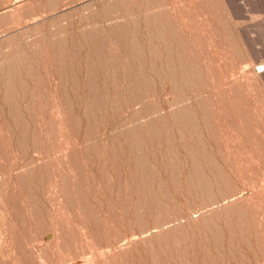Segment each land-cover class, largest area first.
I'll return each instance as SVG.
<instances>
[{
    "label": "rangeland",
    "instance_id": "1",
    "mask_svg": "<svg viewBox=\"0 0 264 264\" xmlns=\"http://www.w3.org/2000/svg\"><path fill=\"white\" fill-rule=\"evenodd\" d=\"M146 17L154 18L163 29H173L176 40L168 39L169 52L161 42L144 35ZM134 20L139 23L135 52L115 36ZM95 31L104 69L98 66L102 57L94 54L93 41L84 37ZM70 40L76 44L68 46V53L70 58L78 54L77 61L58 63L55 45ZM94 94L99 105L90 107ZM88 108L98 111L96 116L86 115ZM184 110L192 113L195 128L184 129L171 120L175 111ZM157 117L162 121L170 118L166 123L171 137L168 133L167 140L160 139L163 143L159 139L157 143L149 131ZM133 127H139L140 137L150 149L144 145L141 152L155 151L159 156V162H149L154 166L155 176L151 177L156 179L150 182L155 183L152 188L160 181L167 187L166 197H172L166 199L167 215L158 223L152 217L151 204L145 210L140 205L146 202L136 203L137 212L151 210L148 215L156 221L143 214L146 223L140 220L142 226L136 222V211L131 210L138 189L132 176L136 174L134 155L125 145V135ZM195 139L198 142L192 141ZM167 144L175 160L160 159ZM187 144L197 153L204 151V158L198 153L200 163L212 159L211 165L203 166L206 178L220 183L215 186L213 182L211 199L202 198L196 188L193 193L189 186L198 174L195 176L185 148L183 152L182 145ZM169 162L179 163L174 171L169 170ZM171 174L179 178L172 179L174 183H170ZM130 187L133 189L128 190ZM125 204L132 205L130 211ZM235 210L243 213L238 217L241 221L235 218ZM230 213L233 217H225ZM212 221L220 234L213 231ZM165 227L170 233L180 229V238L184 235L181 251L178 245L173 250L175 233L168 235ZM161 237L167 240L162 238L159 243ZM167 250L174 251L171 257ZM181 252L183 256H174ZM153 262L264 264V0H0V264Z\"/></svg>",
    "mask_w": 264,
    "mask_h": 264
},
{
    "label": "bare ground",
    "instance_id": "2",
    "mask_svg": "<svg viewBox=\"0 0 264 264\" xmlns=\"http://www.w3.org/2000/svg\"><path fill=\"white\" fill-rule=\"evenodd\" d=\"M144 22L146 23V24H144L145 25V27H144V35H146L147 37H149L150 39H154V40H156V41H159V42H161V44L163 45V49L165 50V52H169V47H168V45H167V42H168V39L169 40H171V39H174V40H176L175 39V36H174V34H172L173 32H172V28H164L163 29V27H162V25H159L158 26V21L156 22V20L154 19V18H144ZM148 23V24H147ZM138 20H134V21H132V23H131V25L129 24V25H124V26H122L119 30H118V32L115 34V36L117 37V39H119L120 41H122V42H124L127 46H129L130 47V49L132 50V51H137L138 50V42H137V35H136V33L137 32H139V31H137V29H138ZM97 31H95V32H93V33H91V35L89 34V35H85L84 37H86L85 39L87 40V42H89L90 43V41H93V45H92V50H93V52H94V54H98L100 57H102V53L99 51V49L97 50V45L98 44H96V42H95V37H96V33ZM76 44V42H73V41H69V42H63V43H57L56 45H55V60L58 62V63H60V62H63V60H67V59H70V61L71 62H73L72 64H74V62H76L77 61V59H78V54H76L77 55V57H71L70 58V55H69V53H68V46H70V44ZM104 44V43H103ZM102 44V45H103ZM106 45V44H105ZM104 45V46H105ZM100 46V45H99ZM99 48V47H98ZM102 49V48H101ZM113 49V48H112ZM154 49V48H153ZM113 53V52H112ZM132 54V53H131ZM98 56V57H99ZM105 57V56H104ZM74 58L76 59V60H74ZM100 59V58H99ZM98 59V60H99ZM173 65H174V63H173ZM98 66H100V69L101 68H105V62H104V58L102 57L101 59H100V61H99V64H98ZM103 68V69H104ZM129 71H130V69H129ZM133 71V70H132ZM184 71V70H183ZM186 71V70H185ZM136 72H138V69L136 70ZM131 73V72H130ZM136 74V73H135ZM174 74V73H173ZM184 74V73H183ZM185 74H186V72H185ZM105 75V74H104ZM181 75H182V73H181ZM180 75V76H181ZM110 77V76H109ZM172 78V77H171ZM78 79V78H77ZM139 79L141 80V81H144L145 80V78H143V76H140L139 77ZM174 79H175V77H174ZM120 80V79H119ZM176 80V79H175ZM167 81H169V80H167ZM174 82V81H173ZM179 82V81H178ZM189 82H191V81H189ZM188 82V84H190ZM177 85H179L180 86V84H177ZM182 86V85H181ZM181 86H180V88H181ZM183 86H184V84H183ZM152 87V86H151ZM161 88V87H160ZM167 88V87H166ZM189 88H190V86H189ZM159 89V88H158ZM117 90V89H116ZM68 91V90H67ZM164 91V90H163ZM187 91V90H186ZM141 92H142V90H141ZM108 93V92H107ZM139 93V92H138ZM157 93H158V91H157ZM177 93V92H176ZM188 93V92H187ZM171 94V93H170ZM78 95V94H77ZM184 95V94H183ZM187 95V94H186ZM28 96V95H27ZM138 96H139V94H138ZM89 97V96H88ZM85 98V97H84ZM157 98V97H156ZM30 99V98H29ZM97 99V97H96V95L94 94L93 96H92V98L90 99V101H89V106L91 107L92 105H94V106H96V105H99V103H98V101L96 100ZM58 100V99H57ZM157 100V99H156ZM186 100V99H185ZM102 101V100H101ZM116 102V101H115ZM126 102H128V101H126ZM156 102V101H155ZM62 103V102H61ZM28 104V103H27ZM125 104H127V103H125ZM124 104V105H125ZM107 105V104H106ZM200 105V104H199ZM201 105H203L202 103H201ZM115 106V105H114ZM146 106V105H145ZM158 106V105H157ZM25 107V106H24ZM150 107V106H149ZM195 107V106H194ZM155 108V107H154ZM191 108V107H190ZM198 108V107H197ZM204 108V107H203ZM15 109V108H14ZM87 109V108H86ZM110 109V108H109ZM114 109V108H113ZM124 109V108H123ZM153 109V108H152ZM206 109V108H205ZM10 110H12V109H10ZM16 110V109H15ZM15 110H13L14 112H15ZM17 110H19V109H17ZM151 110V109H150ZM181 110V109H180ZM187 110V109H186ZM186 110H184V111H182V112H177L176 113V111L174 112V114L172 115V119L171 120H173V122H174V124H176L177 126H182V128H184V129H192V127H193V124L195 123L194 121H195V119H194V117L191 115L192 113H189V112H187ZM193 110V109H192ZM200 110V109H199ZM21 111V110H20ZM100 111H101V108H100ZM99 111V112H100ZM143 111V110H142ZM149 111V110H148ZM190 111V110H189ZM200 111H202V109L200 110ZM203 111H205V110H203ZM13 112V113H14ZM67 112V111H66ZM98 111H95L94 110V108L92 109V108H88V110L86 111V115L88 114V116L90 117V118H92L94 115H95V113H97ZM103 112V111H102ZM7 113V112H6ZM79 113H80V111H79ZM201 113V112H200ZM206 113V112H205ZM204 114V113H203ZM14 115V114H13ZM19 115V114H18ZM18 115H15V117L16 116H18ZM75 115V114H74ZM101 115H103V114H101ZM110 115V114H109ZM208 115V113L206 114V116ZM77 116H78V114H77ZM84 116V115H83ZM96 116V115H95ZM156 116V115H155ZM167 116V115H166ZM203 116V115H202ZM24 117V116H23ZM72 117H74V116H72ZM80 117V116H79ZM86 117V116H85ZM100 117V116H99ZM170 117V116H169ZM4 118V117H3ZM11 118V117H10ZM103 118V117H102ZM101 118V119H102ZM159 118H161V117H157V119H156V121H154L152 118V120H153V122L152 121H150V122H152L150 125H149V131H150V134L151 133H153L154 134V137L155 138H157L156 139V141H158V139H159V141L161 142V140L160 139H165V140H167V136H168V133H169V125H167V121H169V119L171 118H169L167 121H162L163 119H159ZM17 118H15V120H16ZM19 119V118H18ZM24 119H25V117H24ZM85 119V124H87L88 125V122L86 121L87 119L86 118H84ZM99 119V118H98ZM107 119V118H106ZM127 119V118H126ZM144 119V118H143ZM148 119V118H147ZM167 119V118H166ZM204 119H207V118H204ZM8 120V119H7ZM71 120H73V118L71 119ZM118 120V119H117ZM197 120V119H196ZM22 121V120H21ZM25 121V120H24ZM23 121V122H24ZM77 121H78V119H77ZM94 121V120H93ZM101 121V120H100ZM135 121V120H134ZM134 121H132V122H134ZM3 122V121H2ZM29 122V121H28ZM73 122H74V120H73ZM101 122H103V121H101ZM100 122V123H101ZM137 122V121H136ZM30 123V122H29ZM89 123H90V121H89ZM94 123V122H93ZM8 123H6V125H7ZM21 124V123H20ZM32 124V123H31ZM76 124V123H75ZM74 123H73V125H75ZM98 124V123H97ZM108 124V123H107ZM171 124V123H170ZM17 125V124H16ZM70 125V124H69ZM77 125V124H76ZM172 125V124H171ZM176 125H172L173 127L175 126V128H178ZM93 126V125H92ZM10 127V126H9ZM86 127V126H85ZM94 127V126H93ZM97 127V126H96ZM100 127V126H99ZM127 127V126H126ZM27 128H29V127H27ZM77 128V127H76ZM134 128V127H133ZM139 128V127H138ZM137 127L136 128H134L133 129V131H130V132H128V133H126V135H125V143H123V141H122V143H123V145L125 144V145H127V147L130 149V150H128L127 149V147L125 148V149H127L129 152H132L133 153V155H131V157H130V159H132V156L134 157L133 158V163H132V166H133V168L135 169V171L133 172V173H136V174H133L132 176H134V179H135V181H136V184H137V192H135V193H137V195H135V198L136 199H134L135 200V203H134V200H133V203H132V207H135V209L134 208H131V206H130V208H131V210L133 209V211H136V212H134L135 214V216L134 217H136L139 221L141 220L142 221V219H143V217H144V215L143 214H145V213H140V212H142V210L140 211L139 209H138V211H140V212H137V210H136V203L138 204H141L143 201L144 202H146L147 204L149 203V204H151L152 206H151V208L152 209H154L153 211H152V217L154 218V219H157V222L155 221V220H153L152 219V217H151V219L153 220V222L155 221L156 223H158V219H160V217L162 218V216H163V214L165 215V207L168 205V203L166 204V199H168L170 196H171V194H170V192L169 191H167V192H169V197H166V196H168V195H165L166 194V191L164 190V188H166L167 189V187L165 186L164 188L162 187V185L161 184H159V182L156 184V186H155V188H152V186L154 187V185H155V183H154V185L153 184H151L150 182H153L152 181V179L154 180V182L156 181V179L153 177H151V175H152V172H153V169L152 168H154V166L151 168V165H149V162H150V160H151V162H152V159H157L158 157L156 156V155H154V153H155V151H154V153H149L148 155H146L147 153H142L141 152V150L143 149V147H144V145H146V141L144 142V140H142V136L140 135V134H142L141 132L142 131H140L139 129H138ZM147 128H148V126H147ZM146 128V129H147ZM193 128H195V126L193 127ZM15 129H16V127H15ZM22 129V128H21ZM71 129V128H70ZM144 129H145V127H144ZM23 130V129H22ZM21 130V131H22ZM72 130V129H71ZM79 130V129H78ZM87 130V129H86ZM94 130V129H93ZM96 130V129H95ZM178 130H181V128L179 129L178 128ZM197 130V129H196ZM12 131V130H11ZM80 131V130H79ZM85 131V130H84ZM189 131H191V130H189ZM188 131V132H189ZM74 132V131H73ZM146 132H148V130L146 131ZM170 132H171V130H170ZM182 132V131H181ZM187 132V131H186ZM195 132V131H194ZM193 132V133H194ZM208 132H210V129L208 130ZM13 133V132H12ZM23 133V132H22ZM27 133V132H26ZM71 133V132H70ZM80 133V132H79ZM89 133V132H88ZM145 133V132H144ZM190 133H192V132H190ZM192 133V134H193ZM16 134V133H15ZM24 134V133H23ZM118 134V133H117ZM125 134V133H124ZM123 134V135H124ZM173 134H174V132H173ZM183 134V133H182ZM181 134V135H182ZM209 134V133H208ZM79 135V134H78ZM83 135V134H82ZM169 135H170V133H169ZM180 135V137L181 138H179L178 140H180V139H182V136L184 137V135L185 134H183L182 136ZM23 136V135H22ZM34 136V135H33ZM86 136V135H85ZM141 136V137H140ZM151 136H153V135H151ZM188 136H189V134H188ZM190 136H192L193 137V135H191L190 134ZM197 136V135H196ZM202 136V135H201ZM121 137V136H120ZM120 137H118L119 139H120ZM170 137H171V135H170ZM22 138V137H21ZM23 138H24V136H23ZM26 138V137H25ZM80 138V137H79ZM90 138V137H89ZM114 138V137H113ZM177 138V137H176ZM189 138V137H188ZM187 138V139H188ZM194 138H195V136H194ZM193 138V139H194ZM28 139V138H27ZM98 139V138H97ZM121 139H123V137L121 138ZM190 140H191V137L189 138ZM196 139H198V138H196ZM192 140V141H197L198 142V140ZM16 140H18V139H16ZM25 140V139H24ZM116 140H118V139H116ZM146 140V139H145ZM183 140H184V138H183ZM182 140V142L184 143V141ZM189 140V141H190ZM22 141V140H21ZM27 141V140H26ZM119 141H121V140H119ZM148 141V140H147ZM157 142V143H160V142ZM186 141V140H185ZM33 142V141H32ZM92 142V141H91ZM95 142V141H94ZM98 142V141H97ZM113 142V141H112ZM152 142H155V141H152ZM151 142V143H152ZM187 142V141H186ZM120 143V142H119ZM121 143V144H122ZM161 143H163V142H161ZM166 143H170V141H166ZM166 143H164V144H166ZM178 143V142H177ZM181 143V142H180ZM188 143V142H187ZM17 144V143H16ZM88 144V143H87ZM113 144V143H112ZM172 144V143H171ZM185 144V143H184ZM183 144V145H184ZM189 145H191L190 143H188ZM186 145V147H184L183 145H182V148H183V152H184V148H185V152L189 155V157L187 156V158H190L189 159V161H190V163L189 164H191L190 166H192V168L194 169V170H196V172L197 173H195V176H196V174H198L196 177H197V179L195 178L194 180L195 181H193L192 183H191V181H189L190 183H191V185H190V183H189V186H191L190 188L192 189V191L193 190H196V189H198V190H200V192H201V194L203 195V197L202 198H205L206 197V199L207 198H209L210 197V199H211V197H213L211 194H212V192H211V187H212V184H213V182L215 183L214 185L216 186V184H218V181H217V183L214 181L215 179L214 178H212V179H214L213 181H212V179L209 177V179H207L206 178V173H204V170H203V166H205L206 164V167L207 166H209V164L211 165V161H212V159H211V161H209V160H207V159H205V164L203 163H200L201 161H199L198 160V158H199V155H198V153L201 155L202 154V152H204L203 150H202V152L200 153V152H196L195 150V147H192V148H194V149H190L191 147H189V145ZM92 145V144H91ZM94 145V144H93ZM98 145H99V143H98ZM160 145V144H159ZM32 146L34 147V145L32 144ZM122 146V145H121ZM147 146V145H146ZM155 146H156V144H155ZM158 146V145H157ZM167 146H169V148H168V150L166 149V151L164 150V149H162V150H164L165 152L163 153L162 152V154L160 155V159L161 158H164V157H168L169 159L170 158H172V159H176V158H173V156H175L174 154H173V150L172 149H170L171 148V146L170 145H168L167 144ZM180 146V145H179ZM193 146H194V144H193ZM204 146V145H203ZM96 147V146H95ZM120 147V146H119ZM124 147V146H123ZM150 147H151V145H150ZM161 147V146H160ZM206 147V146H205ZM24 148V147H23ZM86 148V147H85ZM114 148V147H113ZM122 148V147H121ZM146 148V147H145ZM144 148V149H145ZM166 148V147H165ZM173 148V147H172ZM34 149V148H33ZM97 149V148H96ZM147 149H148V146H147ZM146 149V150H147ZM180 149V148H179ZM22 150H25V149H22ZM94 150V149H93ZM100 150V149H99ZM120 150V149H119ZM127 150H125V152L127 151ZM150 149H148V151H149ZM154 150V149H153ZM171 150H172V152H171ZM194 150V151H193ZM200 150V149H199ZM147 151V152H148ZM161 151V150H160ZM174 151H175V149H174ZM206 151V150H205ZM89 152V151H88ZM91 152H93V151H91ZM105 152V151H104ZM114 152H116V151H114ZM129 152L127 153V155H129ZM144 152V151H143ZM21 153V152H20ZM24 153V152H23ZM94 153V152H93ZM111 153V152H110ZM113 153V152H112ZM157 154H158V152H156ZM175 153V152H174ZM177 153V152H176ZM175 153V154H176ZM206 153V152H205ZM71 154V153H70ZM69 154V155H70ZM96 154H99V153H96ZM107 154V153H106ZM129 155V156H130ZM177 155V154H176ZM183 155H184V153H183ZM198 155V156H197ZM75 156V155H74ZM99 157H100V154L98 155ZM117 156V155H116ZM170 156H172V157H170ZM202 156V155H201ZM69 157V156H68ZM87 157H88V155H87ZM94 157V156H93ZM125 157H127V156H125ZM198 157V158H197ZM203 157V156H202ZM206 157V156H205ZM97 159H98V157H96ZM95 158V159H96ZM121 158H123V157H121ZM186 158V157H185ZM204 158V157H203ZM203 158H202V160H203ZM213 158V157H212ZM72 159V158H71ZM74 159H75V157H74ZM101 159H102V157H101ZM128 159H129V157H128ZM128 159H127V162H128ZM169 159H168V161H169ZM210 159V158H209ZM120 160V159H119ZM162 160H164V159H162ZM173 160V161H174ZM182 160V159H181ZM186 160V159H185ZM74 161V160H73ZM121 161V160H120ZM123 161V160H122ZM157 161H158V159H157ZM177 161V160H176ZM179 161V160H178ZM69 162V161H68ZM77 162V161H76ZM97 162V161H96ZM114 162V161H113ZM150 162V163H151ZM159 162V161H158ZM162 162V161H161ZM166 162V161H165ZM180 162V161H179ZM203 162V161H202ZM123 163H125V162H123ZM131 163V162H130ZM129 163V164H130ZM152 163H154V162H152ZM156 163V162H155ZM164 162H162V164H163ZM168 163V162H167ZM170 163V165H169V167L171 168V169H169V170H173L174 169V165H176V163L174 162V165H173V162H169ZM93 164V163H92ZM96 164V163H95ZM166 164V163H165ZM179 163H177V165H178ZM73 165V164H72ZM122 165V164H121ZM125 165V164H124ZM123 165V166H124ZM131 165V164H130ZM164 165V164H163ZM167 165V164H166ZM176 165V166H177ZM75 166V165H74ZM122 166V167H123ZM129 166V165H128ZM128 166H125L126 168H128V170H129V168H131V166L130 167H128ZM214 166V165H213ZM70 167V166H69ZM80 167V166H79ZM110 167V166H109ZM165 167V166H164ZM78 168V167H77ZM132 168V169H133ZM176 168V167H175ZM104 169V168H103ZM118 169V168H117ZM124 169V168H123ZM133 169V170H134ZM192 169V170H193ZM207 169V168H206ZM76 170V169H75ZM74 170V171H75ZM78 170V169H77ZM213 170V169H212ZM102 171V170H101ZM127 171V170H126ZM158 171V170H157ZM174 171V170H173ZM173 171H172V174H173ZM182 171V170H181ZM75 172H77V171H75ZM167 172V171H166ZM179 172V171H178ZM217 172V171H216ZM222 172V171H221ZM170 173H171V171H170ZM208 173V172H207ZM157 174V173H156ZM172 174H171V176H169V178L170 177H173L172 176ZM177 174V173H176ZM136 176V177H135ZM152 176H155V174H153ZM162 176V175H161ZM164 176V175H163ZM194 176V175H193ZM120 177V176H119ZM118 177V178H119ZM208 177V176H207ZM223 177V176H222ZM156 178H159L158 176L156 177ZM175 178H176V176H175ZM181 178V177H180ZM224 178V177H223ZM111 179V178H110ZM117 179V178H116ZM129 179V178H128ZM133 179V178H132ZM132 179H130L129 180V182L132 180ZM133 179V180H134ZM167 179V178H166ZM171 180H170V183H172L174 180H176L177 181V179H179V178H176V179H174V177L173 178H170ZM172 179H173V181H172ZM188 179V178H187ZM210 179H211V181H210ZM105 180H106V178H105ZM117 180H119V179H117ZM121 180V179H120ZM119 180V181H120ZM123 180H126V179H123ZM132 180V181H133ZM158 180H160V178L158 179ZM163 180V179H162ZM161 180V181H162ZM190 180H191V178H190ZM217 180H219V182L220 181H222V178H217ZM110 181V180H109ZM109 181L107 182V183H109ZM113 181V180H112ZM122 181V180H121ZM172 181V182H171ZM176 181H174V182H176ZM127 182V181H126ZM173 182V183H174ZM185 182V181H184ZM132 183V182H131ZM162 183V182H161ZM104 184V183H103ZM125 185H127V184H129V183H124ZM132 184H134V183H132ZM162 184H164V183H162ZM220 184V183H219ZM218 184V185H219ZM222 184V183H221ZM113 185V184H112ZM125 185H122L123 187H125ZM129 185H131V184H129ZM152 185V186H151ZM172 185H175V184H172ZM177 185V184H176ZM188 185V184H187ZM187 185H185L186 187H187ZM224 185V184H223ZM134 186V185H133ZM164 186V185H163ZM178 186V185H177ZM184 186V187H185ZM106 187V186H105ZM108 188H110L109 186H107ZM117 187V186H116ZM107 188V189H108ZM112 188V187H111ZM129 188V187H128ZM169 188V187H168ZM172 188V187H171ZM173 188H175L174 186H173ZM190 188H188V189H190ZM193 188H196V189H193ZM218 188H220L219 186H218ZM124 189V188H123ZM131 189H133V188H131L130 187V189H128V190H131ZM191 189H190V191H191ZM125 190V189H124ZM127 190V191H128ZM170 190V189H169ZM127 191H125V192H127ZM177 191V190H176ZM185 191H186V189H185ZM188 192H190L189 190H187ZM129 192V191H128ZM134 192H131V193H134ZM186 193V194H188L189 195V193ZM199 192V193H200ZM225 192V191H224ZM176 193V192H175ZM193 193H195V191H193ZM196 193H197V191H196ZM117 194V193H116ZM177 194V193H176ZM79 195V194H78ZM118 195V194H117ZM129 195V194H128ZM191 195H193L192 193H191ZM201 195V196H202ZM226 195V194H225ZM224 195V196H225ZM72 196V195H71ZM113 196V195H112ZM130 196H132V195H129V197ZM190 196V195H189ZM200 196V197H201ZM79 197V196H78ZM83 197V196H82ZM123 197V196H122ZM126 197V199H127V197L128 196H124V198ZM128 197V198H129ZM76 198V197H75ZM132 197H130V199H131ZM171 199H172V197H170ZM170 198H169V200H170ZM192 198H193V196H192ZM195 198V197H194ZM193 198V199H194ZM77 199V198H76ZM76 199H75V201H76ZM85 199V198H84ZM88 199V198H87ZM197 199V198H196ZM200 199V198H199ZM72 200V199H71ZM86 200V199H85ZM84 200V201H85ZM128 200V199H127ZM126 200V201H127ZM204 200V199H203ZM209 200V199H208ZM74 201V200H73ZM74 201V202H75ZM79 201V200H78ZM82 201V200H81ZM122 201V200H121ZM120 201V202H121ZM124 202H125V200H123ZM129 201H127V202H129ZM180 201H181V198H180ZM71 202V201H70ZM77 202V201H76ZM119 202V201H118ZM124 202L123 203H121L120 205L122 206V204H124ZM126 202V203H127ZM141 202V203H140ZM172 202H175V201H173L172 200ZM171 201H170V203L171 204H173ZM182 202V201H181ZM191 202H192V199H191ZM209 202H213V200L212 201H209ZM69 203V202H68ZM81 203V202H80ZM79 203V204H80ZM84 203V202H83ZM178 203H179V201H178ZM206 203H207V201H206ZM73 204V203H72ZM90 204V203H89ZM88 204V205H89ZM129 204V203H128ZM138 204V205H139ZM147 204H145V206L147 205ZM149 204L145 207V206H142L143 204H141L140 206L143 208H145V210H146V208L148 209V206H149ZM77 205V204H76ZM135 205V206H134ZM177 204H175V206H176ZM195 205V204H194ZM235 206H237L236 204H234ZM80 206V205H79ZM83 206H85V205H83ZM124 206V205H123ZM125 206H126V204H125ZM129 206V205H128ZM128 206H126L128 209H129V211H130V208L128 207ZM140 206H138V207H140ZM173 206H174V204H173ZM174 206V207H175ZM190 206V205H189ZM90 207V206H89ZM141 207H140V209H141ZM169 207H170V205H169ZM210 207V206H209ZM216 207V206H215ZM85 208V207H84ZM126 208V211L128 210ZM150 208V207H149ZM178 208H179V206H178ZM202 208V207H201ZM218 208V207H217ZM220 208H224V207H220ZM124 209V208H123ZM166 209H167V207H166ZM174 209V208H173ZM173 209H171V210H173ZM176 209V208H175ZM183 209V208H182ZM186 209V208H185ZM239 209V207L237 208V210ZM88 210H90L89 208L87 209V215L89 214L88 212ZM91 210H92V208H91ZM121 210H122V207H121ZM145 210H143V212L145 211ZM177 210V209H176ZM179 210V209H178ZM194 210V209H193ZM221 210V209H220ZM226 210H227V208H226ZM237 210H235V211H232L233 213H234V215L235 216H237V217H235V218H237L238 219V217L240 216L239 214H241L239 211L237 212ZM85 211V210H84ZM128 211V212H129ZM167 211H169L170 212V210L168 209ZM225 211V210H224ZM91 212V211H90ZM122 212H123V210H122ZM146 212H148V210L146 211ZM194 212V211H193ZM229 212V211H228ZM227 212V213H228ZM231 212V211H230ZM124 213V212H123ZM133 213V212H132ZM149 213H150V215H151V210L149 211ZM148 213V214H149ZM180 213V212H179ZM224 213V212H223ZM85 214V213H84ZM129 214V213H128ZM147 214V213H146ZM145 214V215H146ZM147 214V215H148ZM209 214V213H208ZM243 214V213H242ZM241 214V215H242ZM123 215V214H122ZM126 215H127V213H126ZM167 215V214H166ZM165 215V216H166ZM206 215V214H205ZM202 216V217H206V216ZM213 215V214H212ZM211 215V216H212ZM225 215H227L226 213H225ZM130 216V215H129ZM143 216V217H142ZM170 216H171V214H170ZM233 217V214L232 213H230L229 214V216H225V217ZM85 217H86V215H85ZM92 217V214L90 215V218ZM128 217V216H127ZM150 217H149V215H148V218L150 219ZM182 217V216H181ZM241 217V216H240ZM89 218V217H88ZM89 218V220H91ZM93 218V217H92ZM122 218V217H121ZM126 218V217H125ZM147 218V219H148ZM175 218V217H174ZM180 218V217H179ZM201 218V217H200ZM208 218H210V217H208ZM147 219L145 218V220L147 221ZM167 219V218H166ZM166 219H163V220H166ZM204 219V218H203ZM95 220V219H94ZM152 220H151V222H152ZM178 220V219H177ZM212 220V219H211ZM228 220V219H227ZM238 220H242L241 218L240 219H238ZM243 220H244V216H243ZM246 220V219H245ZM244 220V222H246ZM125 221V220H124ZM134 221H135V219H134ZM139 221H136V222H138L141 226H142V222L144 221V219H143V221L140 223ZM149 221V220H148ZM171 221V220H170ZM200 221V220H199ZM203 221V220H202ZM201 221V222H202ZM206 221V220H205ZM223 221V220H222ZM240 221H238V222H240ZM88 222V221H87ZM90 222V221H89ZM88 222V223H89ZM91 222H94L93 220L91 221ZM90 222V223H91ZM131 222V221H130ZM166 221H164L163 223H165ZM188 222H190V221H188ZM224 222V221H223ZM89 223V224H90ZM134 223V222H133ZM138 223H137V225H138ZM144 223H146L145 221H144ZM143 223V224H144ZM149 223V222H148ZM147 223V224H148ZM178 224H179V222H177ZM204 223V222H203ZM208 223V222H207ZM211 223V222H210ZM209 223V224H210ZM221 223V222H220ZM225 223V222H224ZM227 223H228V221H227ZM226 223V224H227ZM230 223V222H229ZM88 224V225H89ZM166 224V223H165ZM186 224V223H185ZM213 224H216V223H214L213 221H212V224H211V226L213 227ZM242 223H240V225H241ZM136 225V226H137ZM139 225V226H140ZM146 225V224H145ZM144 225V226H145ZM155 225V224H154ZM172 225H174V224H172ZM171 225V226H172ZM177 225V224H176ZM206 225V224H205ZM217 225V224H216ZM215 225V229H216V231H218L217 230V226ZM230 225V224H229ZM235 225V224H234ZM135 226V225H134ZM138 226V227H139ZM140 226V227H141ZM151 226H153V224L151 225ZM156 226V225H155ZM159 226H160V224H159ZM162 226V225H161ZM168 226H170V225H168ZM188 226V225H187ZM147 227V226H146ZM211 227V228H212ZM239 227V226H238ZM242 227V226H241ZM133 228V227H132ZM167 228H169V227H167ZM167 228L165 227V229L167 230ZM172 228V227H171ZM176 228H178V227H176ZM197 228V227H196ZM231 228V227H230ZM234 228V227H233ZM93 229V228H92ZM91 229V230H92ZM135 229H138V228H135ZM179 229V228H178ZM185 229V228H184ZM207 229V228H206ZM214 229V227H213V231L215 230ZM242 228H240V230H241ZM247 229V228H246ZM94 230V229H93ZM130 230V229H129ZM134 230V229H133ZM141 230V229H140ZM139 230V231H140ZM146 230V229H145ZM163 230V229H162ZM162 230H160V231H162ZM176 230V229H175ZM236 230V229H235ZM244 230V229H243ZM137 231V230H136ZM144 231V230H143ZM159 231V230H158ZM172 231H174V230H172ZM171 231V233L167 230V232H169L170 234H168V235H172L173 234V232ZM179 231H180V229L179 230H177V231H174V233L175 234H173L172 236H173V238H172V236H171V238L173 239V243L175 244V245H173L172 243H171V245H173L174 246V249L173 250H175L176 249V246L178 245L179 247L181 246L182 247V245H179L180 243H182L181 242V238L183 237L184 238V235L180 238V236L178 235V233H179ZM210 231H212V230H210ZM245 231V230H244ZM248 231V230H247ZM141 232V231H140ZM163 232V231H162ZM219 232V234H220V231H218ZM231 232V231H230ZM240 232V231H239ZM142 233V232H141ZM159 233L160 232H158V235H159ZM182 234L183 233H185V231L184 232H181ZM210 233H212V232H210ZM236 233V232H235ZM157 234V233H156ZM164 234V233H163ZM167 234V233H166ZM166 234H165V237L166 238H168L167 236H166ZM191 234V233H190ZM216 234V233H215ZM218 234V233H217ZM216 234V235H217ZM239 234H241V232L239 233ZM246 234V233H245ZM210 235V234H209ZM214 235V234H213ZM222 235V234H221ZM153 236H155V235H153ZM161 236V235H160ZM203 236V235H202ZM241 236V235H240ZM239 236V237H240ZM144 237H145V235H144ZM157 237V236H156ZM155 237V238H156ZM159 237V236H158ZM201 237V236H200ZM216 237V236H215ZM214 237V238H215ZM235 237V236H234ZM148 238V237H147ZM152 238V237H151ZM163 237H161V239H162ZM166 238H163L164 239V242H165V239ZM182 238V239H183ZM208 239H209V237H207ZM213 238V237H212ZM213 238V239H214ZM217 238V237H216ZM230 238V237H229ZM242 238V237H241ZM246 238V237H245ZM163 239L162 240H160V238H159V243L160 242H162L163 243ZM191 239H192V237H191ZM201 239V238H200ZM206 239V238H205ZM236 239V238H235ZM248 239V238H247ZM146 241L148 240V239H145ZM152 240V239H151ZM167 240V239H166ZM203 240V239H202ZM234 240V239H233ZM240 240V239H239ZM149 241V240H148ZM147 241V242H148ZM172 241V240H171ZM170 241V242H171ZM206 241V240H205ZM214 241V240H213ZM217 241V240H216ZM244 241V240H243ZM249 241V240H248ZM150 242V241H149ZM168 242V241H167ZM210 242V241H209ZM224 242V241H223ZM231 242V241H230ZM144 243V242H143ZM157 243H158V240H157ZM158 243V244H159ZM161 243V244H162ZM193 243V242H192ZM208 243V242H207ZM215 243V242H214ZM248 243V242H247ZM247 243H246V245H247ZM141 244H142V242H141ZM146 244V243H145ZM144 244V245H145ZM149 244V243H148ZM183 244V243H182ZM195 244V243H194ZM197 244V243H196ZM138 245V244H137ZM143 245V246H144ZM147 245V244H146ZM189 245V244H188ZM212 245V244H211ZM214 245V244H213ZM239 245V244H238ZM245 245V244H244ZM243 245V246H244ZM162 246V245H161ZM172 246V247H173ZM229 246V245H228ZM242 246V247H243ZM145 247V246H144ZM148 247L150 248V246H147L146 248L148 249ZM152 247H154L153 245H152ZM168 247H170V246H168ZM172 247H170V248H172ZM181 247H180V251H181ZM214 247V246H213ZM235 247V246H234ZM145 248V249H146ZM158 248H159V246H158ZM170 248H168V250L170 249ZM204 248V247H203ZM218 248V247H217ZM162 249H163V247H162ZM189 249V248H188ZM238 249V248H237ZM149 250V249H148ZM152 250V249H151ZM167 250V251H168ZM202 250V249H201ZM210 250V249H209ZM214 250V249H213ZM218 250H220V249H218ZM154 251H155V249H154ZM180 251L178 252V253H180ZM162 252V251H161ZM169 252V251H168ZM171 252V251H170ZM169 252V253H170ZM174 251H172L169 255H170V257H171V254L173 253ZM185 252V251H184ZM198 252V251H197ZM228 252V251H227ZM232 252V251H231ZM152 252L150 251V254H151ZM155 253V252H154ZM176 253H177V251H176ZM201 253V252H200ZM219 253H222V252H219ZM240 253V252H239ZM159 254V253H158ZM166 254V253H165ZM155 255V257H157L158 258V256L156 255V253L154 254ZM167 255V254H166ZM168 255V256H169ZM179 255H182L183 256V254H182V252H181V254H175L174 256L176 257V256H179ZM226 255V254H225ZM173 256V257H174ZM192 257V256H191ZM150 258V257H149ZM178 258V257H177ZM176 258V259H177ZM180 258V257H179ZM186 258V257H185ZM147 259V258H146ZM153 259V258H152ZM156 259V258H155ZM155 259H154V261H155ZM182 259V258H181ZM200 259V258H199ZM213 259V258H212ZM219 259H221V258H219ZM150 260H151V258H150ZM158 260H161V258L160 259H157L156 261H158ZM174 260V259H173ZM153 261V260H152ZM164 261V260H163ZM171 261V260H170ZM197 261V260H196ZM206 261V260H205ZM222 261V260H221ZM150 262V261H149ZM168 263H169V261H167ZM173 262V261H172ZM225 262V261H224ZM155 262H153V264H154ZM160 262H158V264H159ZM162 263V262H161ZM160 263V264H161ZM167 263V264H168ZM175 263H178V262H175ZM181 263V262H180ZM183 263H185L184 261H183ZM202 263V262H201ZM205 263V262H204ZM220 263V262H219ZM157 264V263H156ZM170 264H172L171 262H170ZM188 264V263H187Z\"/></svg>",
    "mask_w": 264,
    "mask_h": 264
}]
</instances>
